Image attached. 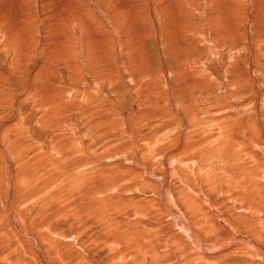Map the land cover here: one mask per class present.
I'll return each mask as SVG.
<instances>
[{"label": "rangeland", "instance_id": "rangeland-1", "mask_svg": "<svg viewBox=\"0 0 264 264\" xmlns=\"http://www.w3.org/2000/svg\"><path fill=\"white\" fill-rule=\"evenodd\" d=\"M0 264H264V0H0Z\"/></svg>", "mask_w": 264, "mask_h": 264}]
</instances>
